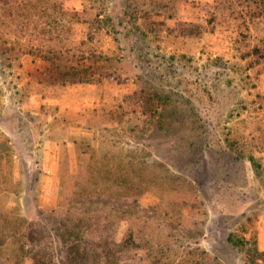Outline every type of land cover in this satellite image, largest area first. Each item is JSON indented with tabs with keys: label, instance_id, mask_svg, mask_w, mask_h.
<instances>
[{
	"label": "rangeland",
	"instance_id": "1",
	"mask_svg": "<svg viewBox=\"0 0 264 264\" xmlns=\"http://www.w3.org/2000/svg\"><path fill=\"white\" fill-rule=\"evenodd\" d=\"M263 158L264 0H0V264H264Z\"/></svg>",
	"mask_w": 264,
	"mask_h": 264
},
{
	"label": "trees",
	"instance_id": "2",
	"mask_svg": "<svg viewBox=\"0 0 264 264\" xmlns=\"http://www.w3.org/2000/svg\"><path fill=\"white\" fill-rule=\"evenodd\" d=\"M27 5L28 3L26 2V5H21V6L18 5L16 7H9L7 11L9 13L8 16H10V18L14 17L16 14L23 15L24 17L28 18L29 20L28 23H24L20 27L22 30L31 31L30 37L32 40L39 39L41 34H44L46 32L49 33L50 28L48 27H50V25L55 26L58 24V20H57L58 18H53L54 16H51L49 14V11H56L57 13H60L61 15L70 14V12H68L64 8V6L61 4L57 6H53V7H47L44 4L38 7L37 4L35 3H31L30 7H27ZM33 16L36 17L37 20L36 18H34L33 20L32 18ZM54 19H55V23L53 24ZM46 25H48V27H46ZM61 27H63V25ZM70 28H71V25H67L65 29L69 30ZM50 40L54 43V45L48 46L45 54L38 52L40 53L42 58L46 59L50 63V66L48 67L50 71V73L48 74V77L50 80L60 83L61 85H64L67 83L89 82V81H95L98 84L101 83V79L99 78L96 79L93 77V74H91V72L89 73V68L84 69V70L82 69L83 67L82 63L72 64L71 61H68V59H65V58L63 61L62 53L56 49L57 47L56 45H58L59 42L52 38ZM15 43L20 44V40L16 39ZM40 46H41L40 44L36 45L34 43L30 45L27 44V49H28L27 51L29 53H33L36 50L40 51L39 50L41 49L39 48ZM228 240L232 242L231 235L228 236ZM255 244H256V241H254L253 245ZM249 251L253 253V257L255 260L258 257L257 256L255 258L259 250L256 246H254L253 248H249L247 249V251L243 252V256H244L246 263L255 264L254 260L249 254Z\"/></svg>",
	"mask_w": 264,
	"mask_h": 264
},
{
	"label": "crops",
	"instance_id": "3",
	"mask_svg": "<svg viewBox=\"0 0 264 264\" xmlns=\"http://www.w3.org/2000/svg\"><path fill=\"white\" fill-rule=\"evenodd\" d=\"M91 89L93 91H95V94H96L97 93V90H98V86L97 85H91ZM91 98L94 99V97H92V96H91ZM249 162H251L250 159H249ZM263 163H264V158H263ZM258 240H259L258 241L259 248L260 249L264 248V213L261 216L260 221H259Z\"/></svg>",
	"mask_w": 264,
	"mask_h": 264
}]
</instances>
